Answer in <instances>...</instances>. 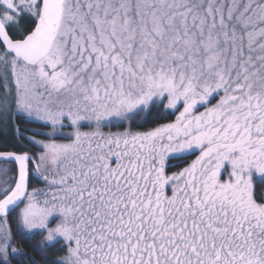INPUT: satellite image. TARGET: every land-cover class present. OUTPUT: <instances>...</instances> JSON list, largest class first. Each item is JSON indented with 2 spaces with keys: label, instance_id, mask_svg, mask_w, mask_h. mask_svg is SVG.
<instances>
[{
  "label": "snow or ice",
  "instance_id": "6c2138e0",
  "mask_svg": "<svg viewBox=\"0 0 264 264\" xmlns=\"http://www.w3.org/2000/svg\"><path fill=\"white\" fill-rule=\"evenodd\" d=\"M0 264H264V0H0Z\"/></svg>",
  "mask_w": 264,
  "mask_h": 264
}]
</instances>
